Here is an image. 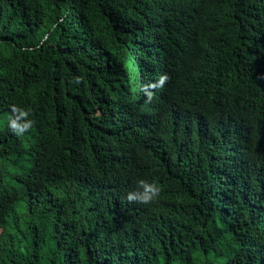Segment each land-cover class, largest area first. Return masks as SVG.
Masks as SVG:
<instances>
[{
	"label": "trees",
	"instance_id": "trees-1",
	"mask_svg": "<svg viewBox=\"0 0 264 264\" xmlns=\"http://www.w3.org/2000/svg\"><path fill=\"white\" fill-rule=\"evenodd\" d=\"M209 256L264 264V0H0V264Z\"/></svg>",
	"mask_w": 264,
	"mask_h": 264
},
{
	"label": "clouds",
	"instance_id": "clouds-1",
	"mask_svg": "<svg viewBox=\"0 0 264 264\" xmlns=\"http://www.w3.org/2000/svg\"><path fill=\"white\" fill-rule=\"evenodd\" d=\"M170 80L168 74H162L158 81L155 83H150L145 85L141 90L150 102L154 98V89H162L164 85ZM30 110L18 107L16 105L11 106V115L8 121V127L12 133L17 136H22L29 133L35 125V121L30 119ZM137 187L139 191L128 192L126 199L129 203H142L145 205H151L158 202L161 193L163 191L162 187L156 182H149L147 180L141 179L137 181Z\"/></svg>",
	"mask_w": 264,
	"mask_h": 264
},
{
	"label": "rangeland",
	"instance_id": "rangeland-1",
	"mask_svg": "<svg viewBox=\"0 0 264 264\" xmlns=\"http://www.w3.org/2000/svg\"><path fill=\"white\" fill-rule=\"evenodd\" d=\"M209 260H211L212 262H215L216 264H223V262L221 261H215L212 256H209Z\"/></svg>",
	"mask_w": 264,
	"mask_h": 264
}]
</instances>
